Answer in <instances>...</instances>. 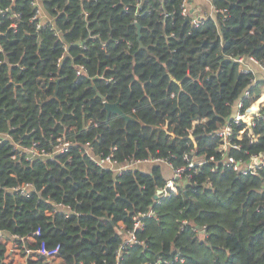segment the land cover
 Segmentation results:
<instances>
[{
	"label": "trees",
	"instance_id": "obj_1",
	"mask_svg": "<svg viewBox=\"0 0 264 264\" xmlns=\"http://www.w3.org/2000/svg\"><path fill=\"white\" fill-rule=\"evenodd\" d=\"M182 1L38 0L48 22L37 29L31 0H0L20 15L15 30L0 16V233L29 250L58 246L54 259L26 264H111L117 225L131 229L149 210L155 216L137 232L144 245L126 249L121 264L177 252L181 264H264V166L245 175L223 166L213 136L244 92L261 91L234 59L264 65V0H210L213 17L198 27L181 15ZM104 103H118L129 120L107 115ZM254 122L257 141L234 136L238 149L224 154L264 157V112ZM59 142L69 146L55 154ZM14 145L49 156L26 161ZM195 147L193 160L206 162L157 204L171 169L185 168ZM107 157L119 168L148 163L117 174L96 164ZM24 183L28 197L10 190ZM5 254L0 243V264H10Z\"/></svg>",
	"mask_w": 264,
	"mask_h": 264
},
{
	"label": "built area",
	"instance_id": "obj_2",
	"mask_svg": "<svg viewBox=\"0 0 264 264\" xmlns=\"http://www.w3.org/2000/svg\"><path fill=\"white\" fill-rule=\"evenodd\" d=\"M9 3H12L14 0H8ZM193 0H183L180 5V13L182 16L190 15L191 21L190 25L192 27H198L202 24V22L206 18L213 17V14L215 12V9L213 5L211 4L210 0H205L207 3V8L202 13H198L199 11H195L193 7H191V3ZM162 2V1H160ZM139 6V5H137ZM31 9L34 10V14L31 18V20L36 21V28H40L43 23L48 22V18L46 15L42 12L38 0H31L30 2ZM147 12V11H145ZM164 19L168 18L169 14L161 13ZM0 16L8 17L9 20L12 21V24L10 26L11 29H16V23L15 20L20 19V15L16 13H12L10 8H3L0 9ZM235 63H237L240 67V73L244 75H253L254 78L251 79L253 84H257L258 82H263V84L260 86V93L257 97H254L249 92H244L242 95V98H240L234 105H233V111L234 114L229 119V121L226 123L224 127H222L219 130H216L213 134V136L217 137L219 139V144L216 148L218 152H222V160L218 163H222L223 166H228L231 168L232 171L235 173L240 174H248V173H256L258 169L264 166V157L263 155H257V156H251L249 160H247L245 163L241 161L235 160L233 157L224 154L227 153L229 149H238L239 146H237L236 143H232V137H236V139L241 140L245 134H247L248 137L251 138V143H255L256 137L251 135V129L254 127L255 122L254 119L257 117H261L262 113L264 112V102L260 104V107L257 110L254 109V104L259 101L261 95L264 93V65L259 63L257 60H255L253 57H237L234 59ZM83 72L82 67H77V75H80ZM245 101H248V103H245ZM197 122H195L196 124ZM234 127H237V129H234ZM241 132V133H240ZM189 133H192V131H189ZM190 139L192 142L195 141V139L190 134ZM67 142H59L55 148L54 153H64L67 151L68 148ZM15 149L18 151L19 155H28L26 158V161H30L32 158H35L37 156H44L48 157L49 155L46 154L43 151H39L35 148H26V147H20L19 145H14ZM197 153L196 147L191 150L190 155H186V167L185 168H178V169H171V176L166 180L165 185L163 188L159 189V193L157 191L156 196L157 198L154 199L155 202L158 204L160 201L166 198H170L172 195L177 193V182L182 181V177L185 174L187 170H196L197 167L203 165L206 162L205 158L198 157L196 158V161L193 160V155ZM191 156V158H190ZM213 159L212 157L210 160ZM148 161H142V162H131L127 164L125 167L119 168L115 163H113L110 159V157L100 159L96 161V164L99 167H105L109 170L120 174L124 170H129L134 167H136L139 164H146ZM214 171V169H212ZM195 172V171H194ZM11 191L15 192L16 194H19L23 197H28L31 193V185L28 183H24L18 186H15L10 189ZM57 208H60L64 211V215L68 217L69 215L75 214V212L71 211L69 208H65L63 206H57ZM154 211L149 210L146 213H137L132 217V228L128 229L125 225L119 223L117 225V230L120 236V243L117 248V250L114 253V261L111 264H121V260L123 258V253L126 249L133 247V246H143L144 241L138 239L137 232L142 231L144 229V220L154 217ZM182 228L186 227L188 225L187 221H182L181 223ZM205 227L204 226H191V232L194 234H197L199 236L205 237ZM39 232L36 231L34 233L35 236H38ZM14 240H11V239ZM11 239H7L2 233H0V243L4 244L6 247V254H5V262L14 264V255L18 254L20 258L23 260L20 264H26V261H36L39 258H43L46 261H50L51 259H54L58 253V246L55 248L49 249L45 246V244L41 243L40 246L36 250H29L27 248L17 247V240L22 242V239H18L17 237H12ZM22 250V251H21ZM22 252V253H21ZM181 264L184 263V259L182 258L181 254L179 252L175 253L173 257L169 260L158 258L154 264ZM107 264V263H103Z\"/></svg>",
	"mask_w": 264,
	"mask_h": 264
},
{
	"label": "water",
	"instance_id": "obj_3",
	"mask_svg": "<svg viewBox=\"0 0 264 264\" xmlns=\"http://www.w3.org/2000/svg\"><path fill=\"white\" fill-rule=\"evenodd\" d=\"M136 28H137V39L139 40V37H140V33H139V31H140V27L138 26V25H136ZM57 81L55 82V84L57 85ZM56 91H57V88H56V90H55V93H54V95L56 94ZM104 110L106 111V113H107V115H109V114H116V115H118V116H120L121 118H123L124 120H129V118L128 117H126L121 111H120V109H119V107H118V103H104ZM158 193H159V191H158ZM157 198V196L155 195L154 196V199H156Z\"/></svg>",
	"mask_w": 264,
	"mask_h": 264
},
{
	"label": "crops",
	"instance_id": "obj_4",
	"mask_svg": "<svg viewBox=\"0 0 264 264\" xmlns=\"http://www.w3.org/2000/svg\"><path fill=\"white\" fill-rule=\"evenodd\" d=\"M203 2V3H202ZM207 3L205 2V0H193L192 3H191V7L194 8V10L196 11L197 9H200V8H203L205 10V8H207ZM166 167V166H165ZM168 168V167H167ZM169 170V169H168ZM170 171V170H169ZM170 174H171V171H170ZM171 176V175H170ZM23 259L20 258L19 261L15 260L14 259V264H20L21 261Z\"/></svg>",
	"mask_w": 264,
	"mask_h": 264
},
{
	"label": "bare ground",
	"instance_id": "obj_5",
	"mask_svg": "<svg viewBox=\"0 0 264 264\" xmlns=\"http://www.w3.org/2000/svg\"><path fill=\"white\" fill-rule=\"evenodd\" d=\"M263 102H264V93L261 95L259 101L254 104V109L253 110H257L260 107V104L263 103Z\"/></svg>",
	"mask_w": 264,
	"mask_h": 264
},
{
	"label": "rangeland",
	"instance_id": "obj_6",
	"mask_svg": "<svg viewBox=\"0 0 264 264\" xmlns=\"http://www.w3.org/2000/svg\"><path fill=\"white\" fill-rule=\"evenodd\" d=\"M202 3H203V2H202ZM197 11H199L198 13H202V12L204 11V9H203V8H200V9H197ZM165 168H166L167 171H168V168H167V167H165ZM170 175H171V174H170ZM170 175H169V177H170ZM13 258H14L15 260L19 261L20 256H19L18 254H15Z\"/></svg>",
	"mask_w": 264,
	"mask_h": 264
}]
</instances>
